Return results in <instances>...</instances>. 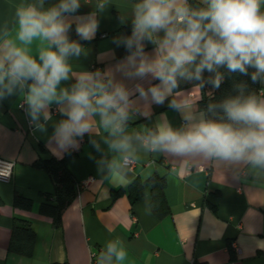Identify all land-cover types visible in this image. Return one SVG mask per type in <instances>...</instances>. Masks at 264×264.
Masks as SVG:
<instances>
[{"label":"crops","instance_id":"0c3cea01","mask_svg":"<svg viewBox=\"0 0 264 264\" xmlns=\"http://www.w3.org/2000/svg\"><path fill=\"white\" fill-rule=\"evenodd\" d=\"M196 1L207 6L205 0ZM78 2L76 12L64 14L65 22L75 31L78 24L89 19L98 27L91 39L78 43L79 56L67 58L69 78L61 81L57 91H71L85 73H98V80L111 82L113 87L122 85L128 93L124 131L113 136L101 116L93 114L88 118L90 130L74 134L72 142L61 146L56 128L67 119L61 112L66 104L52 102L33 120L26 103L31 81L16 85L10 94L0 87L4 93L0 96V159L14 164L9 180H0V264H264V167L246 160H223L203 153L174 154L146 146L145 138L160 124L184 130L206 120L198 106L200 87L193 79L179 78L181 88L167 92L163 102L156 103L149 89L160 81L151 74L134 75L127 58L135 51V44L128 53L123 52L127 38L132 36L135 5L142 1ZM60 3L0 0V56L12 42L39 63V53L48 42L36 38L31 44H23L17 39V9L32 5L47 12ZM259 11L264 13V2ZM163 37L160 31L153 39L158 42ZM142 43L144 54L155 58L158 43L147 39ZM141 89L146 96L141 95ZM259 100H264V77ZM173 103L175 107L170 106ZM53 108L58 110L54 114ZM124 135L131 137L130 146L112 148L111 144ZM49 157L65 158L77 184V195L63 210L58 226L39 213L41 203L53 193L54 183L33 164L38 158ZM125 158L132 160L131 166L123 164ZM151 177L164 181V204L153 210L149 185L131 204L129 184ZM88 178V184L78 188ZM114 192H119L115 198ZM15 193L30 199L31 208L14 207ZM15 219L29 222L35 231L30 256L8 250ZM113 242L126 252L124 260L108 258L107 246Z\"/></svg>","mask_w":264,"mask_h":264},{"label":"clouds","instance_id":"9594fccd","mask_svg":"<svg viewBox=\"0 0 264 264\" xmlns=\"http://www.w3.org/2000/svg\"><path fill=\"white\" fill-rule=\"evenodd\" d=\"M262 2L205 0L206 8L192 11L186 6V0H142L135 5L132 36L125 42L129 50L135 44V51L127 58L135 69L134 75L151 74L160 81L149 89L156 103L163 102L165 94L177 86L178 78L200 79L204 71L216 72L211 82L218 87L222 76L216 70L220 67L245 75L249 67L254 68L256 71L251 77L254 82L264 77V13L259 11ZM78 8V0H61L47 12H40L32 5L21 6L16 12L17 39L31 44L40 38L48 46L41 49L39 63L12 42L6 44L0 56V87L10 94L16 85L24 86L31 81L27 84L26 103L33 120L52 102L67 105L61 108L67 119L56 128L61 146L72 142L74 134L88 132V118L93 114L101 116L104 127L113 136L123 133L127 120V91L120 84L113 87L111 82H101L96 78L98 73L82 74L71 91H57L61 81L69 78L71 69L67 58L79 56L81 51L78 43L69 41L70 25L64 20L65 13H74ZM97 27V22L89 19L78 24L76 31L87 40L94 36ZM160 31L164 37L157 42L153 36ZM145 39L158 43L155 58L149 59L144 54L142 41ZM140 91L142 96L147 95L143 89ZM3 94L0 91V96ZM221 107L231 123L200 120L184 130L160 124L145 138V145L153 151L203 153L264 167V100L237 96L225 100ZM130 140L131 137L124 135L111 147L127 149ZM107 255L109 259L115 256L117 261H122L126 252L113 242L107 246Z\"/></svg>","mask_w":264,"mask_h":264},{"label":"trees","instance_id":"16d2710c","mask_svg":"<svg viewBox=\"0 0 264 264\" xmlns=\"http://www.w3.org/2000/svg\"><path fill=\"white\" fill-rule=\"evenodd\" d=\"M187 7L192 11H197L207 6L200 4L196 0H188ZM67 36L71 42L79 43L82 41V38L72 26L69 27ZM129 51L125 43L123 52L128 53ZM216 71L222 76L218 87L211 82L215 79L216 72L204 71L200 79L192 78L193 82L199 85L201 90L198 106L204 112L206 120L231 123V121L227 120V116L221 107L223 102L237 96L242 98L255 96L259 100L262 77H258L254 82L251 77L252 73L256 70L251 67L247 69V75L240 72H230L226 67H220ZM180 88L181 84L178 78V84L172 90L177 91ZM33 165L45 171L54 183V191L48 195L44 203H41L39 213L49 216L52 219L53 225L58 226L63 210L77 195V184L66 167L65 158H38ZM147 185H149L151 191V205L153 210H156L158 205L164 204L165 200L163 195L164 181L155 177H151L146 181L134 180L129 184L127 190L131 204H134L143 196ZM117 193L119 192L113 193L114 198ZM13 206L19 209H30L32 201L15 193ZM34 242L35 231L30 223L15 219L11 228L8 250L20 255L30 256L33 251Z\"/></svg>","mask_w":264,"mask_h":264},{"label":"built area","instance_id":"2783aa9c","mask_svg":"<svg viewBox=\"0 0 264 264\" xmlns=\"http://www.w3.org/2000/svg\"><path fill=\"white\" fill-rule=\"evenodd\" d=\"M24 104L25 102H21L20 104V108H24ZM58 110L57 108H53L51 113H56ZM123 164L125 166H131L132 165V160L130 158H125L124 161H123ZM13 162H10V161H3L0 159V180H3V181H8L9 178L11 177V174H12V169H13ZM91 179L88 178L87 180H84L82 183H80V185L78 186V188H81L83 186H85L86 184H88V182L90 181ZM233 245V244H232ZM233 247H235L233 245Z\"/></svg>","mask_w":264,"mask_h":264}]
</instances>
